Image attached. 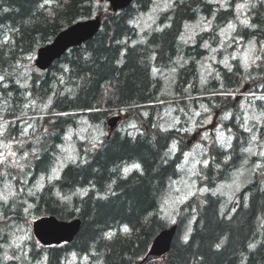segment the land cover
Wrapping results in <instances>:
<instances>
[{
    "label": "trees",
    "instance_id": "trees-1",
    "mask_svg": "<svg viewBox=\"0 0 264 264\" xmlns=\"http://www.w3.org/2000/svg\"><path fill=\"white\" fill-rule=\"evenodd\" d=\"M243 1L228 0L224 8L211 0H175L142 32L135 20L153 0H134L116 12L104 0H0V121L6 122L0 132V185L9 177L16 186L11 200L0 201V264H69L74 256L73 264H140L155 237L174 223L162 206L195 141L206 145L207 160L196 178L208 191L180 205L170 250L144 264H264V171L254 172L232 212H222L225 197L216 191L240 168L250 145L243 111L234 101L245 83L249 92L264 94V53L248 69L239 60L219 66V76L208 83L201 82L198 65L208 51L205 42L220 37ZM95 15L103 16L94 37L46 70L36 67L40 47ZM201 15L212 19V28L182 43L186 24ZM252 23L235 34L264 44L262 2L255 5ZM177 59L188 63L178 68L173 93L164 94L163 78L154 69L172 68ZM258 101L257 108L264 109ZM168 107L185 123L201 109L196 129H163ZM210 112L218 126L231 113L224 122L233 136L229 146L216 143L210 125L204 138L199 119ZM116 113L124 119L108 136L107 120ZM82 119L100 124L105 134L91 142L75 135L79 156L54 177L67 132ZM9 149L27 162L23 169L13 154L4 155ZM41 178L43 187L34 188ZM44 215L80 217L82 228L72 242L42 245L29 221ZM18 227H27L30 235L9 255Z\"/></svg>",
    "mask_w": 264,
    "mask_h": 264
},
{
    "label": "rangeland",
    "instance_id": "rangeland-1",
    "mask_svg": "<svg viewBox=\"0 0 264 264\" xmlns=\"http://www.w3.org/2000/svg\"><path fill=\"white\" fill-rule=\"evenodd\" d=\"M174 1L175 0H153L152 7L148 11L141 13L135 20V24L138 26L139 30L142 32L151 30L156 25L161 12L171 8ZM211 1L220 4L224 8H228V0ZM258 2L264 4V0H247L237 4L234 7L235 17L233 21L229 22L219 31L220 37L215 39V42L213 43L212 41L205 42V45H207L205 47L208 48V51L198 64L202 83H208L213 80V78L218 77L219 66L231 67L234 60H239L242 66L246 68L245 62L247 57L249 66L246 69H248L253 65L252 60H256L259 54L264 53V44L258 45V42L255 39H245L241 34H235L240 26L253 27L252 21L254 8ZM240 5H244V7H239ZM245 20L247 23H242V21ZM229 24L234 25V28H229ZM211 25L212 19H206V17L201 15L195 22L186 24L185 31L180 37V41L182 43L194 42L196 35L202 31L210 30V28H212ZM136 42L138 41H134V43ZM34 58L32 59V62H34ZM182 63H188V60L177 59V64L172 68L154 69L156 73L163 78L164 94L173 93L175 82L177 80L178 68ZM23 76L26 75L23 74ZM236 95L234 102H237L240 106V110L243 111V123L245 128L250 132L252 139L250 145L246 148V155L240 168L233 173L230 180L222 182L216 190L225 197V203L222 206L224 210H222V212H225L228 209L232 211V203H235L236 201L239 202V192L251 181L256 170L259 172L264 171V140L262 139V134L264 135V109L257 108V106L261 104L258 100L264 102V94L249 92V83H245L242 91ZM234 109H236V106L233 107L232 111H234ZM201 114L202 110L199 109L196 112V116L188 118V122L185 123L182 117L176 113L175 107H168L164 111V119L161 123V127L163 129H172L181 125L184 130H186L185 128H188L193 132L196 129V119ZM230 116L231 113H228L224 120L220 121L222 122L221 125H219L218 128L217 126L214 128L216 143L224 145L225 147L229 146L233 140V136L228 132L227 127L224 124L225 119L229 120ZM213 118L214 115L210 112L205 117L199 119V121H201L199 122L201 123V126L206 127L203 131L204 138L210 133L209 125H211ZM131 126H134V124L131 123ZM5 127L6 122L0 121V132H2ZM105 131V128L100 124H93L88 119H82L79 127L69 129L64 142L61 145V155L58 158L53 176H58L66 163L78 158V147L74 139L75 135L83 141L91 142L97 141L99 137L101 138L103 134H105ZM192 145L193 149L185 154L183 162L181 163L180 169L182 170V175L179 179L173 182L170 192L162 206L163 215L170 221V223H176L178 209L182 203L187 202L197 191H208L205 187L202 189L198 187V181L196 178L199 165L207 160L203 157L206 145L203 141H195ZM10 154H13L17 158V163L20 165L18 168L23 169L27 162L24 161L22 163V159L19 156H16L10 149L7 150L4 155L10 156ZM70 157H74V159H70ZM131 168H133V166ZM44 184V178H41L34 185V188H42ZM15 194L16 186L13 183V179L6 177L4 183L0 185V201L11 200ZM32 222L33 219L29 221L31 228ZM29 231L30 230L27 227H18L14 230V234L11 237V245L7 248L9 249V255H12L13 253V246H21V244H23V242L29 237ZM76 260L77 257L74 256L70 259L69 264H73Z\"/></svg>",
    "mask_w": 264,
    "mask_h": 264
},
{
    "label": "water",
    "instance_id": "water-1",
    "mask_svg": "<svg viewBox=\"0 0 264 264\" xmlns=\"http://www.w3.org/2000/svg\"><path fill=\"white\" fill-rule=\"evenodd\" d=\"M109 9L116 12L127 8L133 0H106ZM102 25L101 15L79 20L61 30L48 44L37 50L35 65L46 70L52 63L61 58L70 48L80 46L94 37ZM123 114H115L108 118L109 135L117 127ZM82 226L80 218L61 220L54 215H44L32 222L33 233L42 245H59L64 242H72ZM177 231V224L162 230L153 240L147 255L141 260L144 264L151 257L164 256L171 247L172 240Z\"/></svg>",
    "mask_w": 264,
    "mask_h": 264
},
{
    "label": "snow or ice",
    "instance_id": "snow-or-ice-1",
    "mask_svg": "<svg viewBox=\"0 0 264 264\" xmlns=\"http://www.w3.org/2000/svg\"><path fill=\"white\" fill-rule=\"evenodd\" d=\"M239 7H244V5H240ZM242 23H247V21H246V20H245V21H242ZM228 27H229V28H234V25L229 24ZM205 46H207V45H205ZM247 59H248V58L246 57V62H245V67H246V68L249 66V65H248V62H247ZM252 63H255V60H254V59L252 60ZM70 159H74V157H70ZM133 167L139 168L140 165L137 164V165H134ZM127 171H129V169H125V172H127ZM124 231L127 232V231H129V230H128L127 228H125ZM185 239H187V237H185ZM217 247H219V245H217Z\"/></svg>",
    "mask_w": 264,
    "mask_h": 264
},
{
    "label": "flooded vegetation",
    "instance_id": "flooded-vegetation-1",
    "mask_svg": "<svg viewBox=\"0 0 264 264\" xmlns=\"http://www.w3.org/2000/svg\"><path fill=\"white\" fill-rule=\"evenodd\" d=\"M218 121H217V119H216V117L215 118H213V121H212V123H211V125H210V127H213V129H214V127L217 125L218 126ZM240 202V201H239ZM239 202H235V206H237V203H239ZM235 209V207H232V210H234ZM228 210H230V209H228ZM231 212V211H230Z\"/></svg>",
    "mask_w": 264,
    "mask_h": 264
},
{
    "label": "bare ground",
    "instance_id": "bare-ground-1",
    "mask_svg": "<svg viewBox=\"0 0 264 264\" xmlns=\"http://www.w3.org/2000/svg\"><path fill=\"white\" fill-rule=\"evenodd\" d=\"M132 3H133V2H132ZM132 3H131V4H132ZM102 16H103V15H102ZM231 212H232V211H231ZM76 218H77V217H76ZM79 218H80V217H79ZM73 219H74V218H73ZM81 228H82V227H81ZM118 229H119V228H118ZM98 231H99V230H98ZM108 239H109V238H108ZM111 239H112V237H111ZM121 242H122V241H121ZM107 248H108V247H107Z\"/></svg>",
    "mask_w": 264,
    "mask_h": 264
}]
</instances>
